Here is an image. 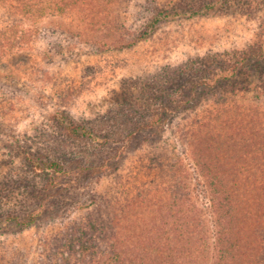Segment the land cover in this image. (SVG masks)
Here are the masks:
<instances>
[{
	"label": "rangeland",
	"instance_id": "374dc122",
	"mask_svg": "<svg viewBox=\"0 0 264 264\" xmlns=\"http://www.w3.org/2000/svg\"><path fill=\"white\" fill-rule=\"evenodd\" d=\"M199 1L126 0L114 17L132 31L161 9ZM257 1L259 6H248L237 0L224 13L164 23L150 39L124 51L79 36L86 23L78 14L31 17L0 5V264L77 263L79 239L87 241L91 227L100 224L98 196L110 195L118 182H133L159 135L139 132L131 143L101 149L66 126L84 124L98 137L121 131L125 139L140 121H149L145 109L155 105L153 97L177 68L256 41L264 22V0ZM195 113L185 110L176 122ZM163 136L180 151L173 132ZM142 138L153 142L140 146ZM112 157L121 162L115 172L89 170L108 158L113 163ZM36 159L61 167L35 172ZM83 168L88 169L80 174ZM53 176L59 179L48 185ZM33 211L39 215L34 225L2 224L9 215L22 222Z\"/></svg>",
	"mask_w": 264,
	"mask_h": 264
},
{
	"label": "trees",
	"instance_id": "16d2710c",
	"mask_svg": "<svg viewBox=\"0 0 264 264\" xmlns=\"http://www.w3.org/2000/svg\"><path fill=\"white\" fill-rule=\"evenodd\" d=\"M124 1L0 0V5L31 17L49 11L78 14L86 23L79 36L101 48L124 51L150 39L164 23L224 13L237 2L200 0L172 11L161 9L131 31L114 17ZM257 36L243 50L209 54L177 68L153 97L155 105L145 109L149 121H140L125 139L121 131L98 137L84 124L66 126L76 138L88 137L101 149L131 143L139 132L159 135L133 182H118L110 195L98 196L100 224L91 227L94 233L84 237L87 241L79 239L76 264H264V22ZM185 110L196 112L195 117L176 122ZM168 130L173 137L180 134L175 138L180 151L164 140ZM151 142L142 138L139 145ZM112 158L113 163L108 158L89 170L115 172L121 162ZM32 164L35 172L61 167L39 159ZM57 179L53 176L48 185ZM200 200L202 210L197 208ZM35 212L22 222L9 215L2 224L34 225Z\"/></svg>",
	"mask_w": 264,
	"mask_h": 264
}]
</instances>
